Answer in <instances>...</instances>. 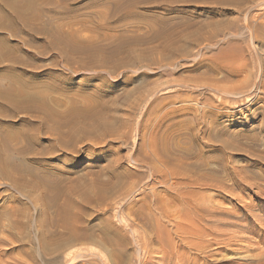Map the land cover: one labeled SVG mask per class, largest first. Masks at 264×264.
<instances>
[{"label": "rangeland", "instance_id": "374dc122", "mask_svg": "<svg viewBox=\"0 0 264 264\" xmlns=\"http://www.w3.org/2000/svg\"><path fill=\"white\" fill-rule=\"evenodd\" d=\"M26 1L0 0V95L90 119L57 142L41 128L25 169L0 163V264H264V0H78L100 39L68 57L30 36L46 13L9 8Z\"/></svg>", "mask_w": 264, "mask_h": 264}, {"label": "bare ground", "instance_id": "6f19581e", "mask_svg": "<svg viewBox=\"0 0 264 264\" xmlns=\"http://www.w3.org/2000/svg\"><path fill=\"white\" fill-rule=\"evenodd\" d=\"M64 1L68 2V8L63 4ZM82 1H78V0H27L25 4H21V7H17V6H9L10 9H13L14 11H18L19 8L23 9V7L28 8L30 11H32L34 14L33 18L31 19L32 22H37L42 20L44 17H42L44 15V13H46L47 15L45 23H44V27L42 26L41 28H46L49 29V31H35L33 28H30V36L33 37L34 39H37L38 36L42 37V41L47 42V44H51V46L56 47L57 45H60L63 43V46L61 49H59V54L60 55H64L66 57H68L69 55L73 54V53H77V52H81V50H84V52L91 50L93 47V42L94 41H98L100 38L97 36L94 37H87V36H83L81 33V28H76L78 25H80L83 28H89L88 24H89V20L88 19H76L74 21L71 20V11H75V10H79V4ZM39 5V9L40 10H35V7ZM86 7V6H83ZM120 8V6H117ZM25 8V9H26ZM116 9V8H115ZM114 9V10H115ZM63 10V11H62ZM115 12V11H114ZM122 13L118 12V10L111 16V19H113L114 21L116 19L120 18V15ZM117 17V18H116ZM77 24V25H75ZM106 23L100 25H96L95 28H92L91 31H96L99 32L101 31L102 27L105 26ZM77 29V30H76ZM108 38L103 39L102 41L108 42L107 41ZM99 43V41H98ZM84 48V49H82ZM94 49V48H93ZM94 52V51H93ZM87 54V52H86ZM242 69V68H241ZM243 70V69H242ZM48 78V77H47ZM38 81V80H37ZM40 82V81H38ZM72 82V81H71ZM35 83V82H34ZM38 84V83H36ZM33 85V84H32ZM37 86V85H36ZM48 86V85H47ZM35 87V86H33ZM59 89V88H58ZM1 92V91H0ZM36 94V93H34ZM9 95L5 94V95H0V108H2L4 106L7 107V111L5 115H0V122L4 123L2 124L7 130H9L10 132L7 133L4 137L2 136V138L0 139V154L2 158L0 160V163L2 164V167H8L9 170L10 168H15L17 170H21V168H23L26 165V162H31L29 160V158L27 159L26 157L28 155H31L34 153V150H36V147H41L43 144L42 138H41V131L44 127L48 126L49 131L52 133V137L50 138L52 140V138L54 137L55 139H53L54 141H56V138L58 137V140H60L59 136L61 135V132H63V130H61V128L63 127H69L72 126V128H75L78 126V124L81 122V118H85V119H90L87 118V116L84 115V112L81 114H78V112L76 111V113L78 114H73L75 112L76 109H73L74 112H72V114H70L69 116L65 117H60L58 116L59 114H62L60 112L58 115L57 113L55 114L56 111H54L51 107L50 101L49 99L44 95H40L39 97L37 95H26V96H20L18 98L16 97H10L8 98ZM48 99V100H47ZM52 100V99H51ZM49 102V103H48ZM54 103V102H53ZM56 103V102H55ZM54 103V104H55ZM71 108V107H70ZM71 110V109H70ZM71 112V111H70ZM87 112V111H85ZM68 113V112H67ZM64 116V115H63ZM90 116V115H89ZM90 117H92L93 119L95 118V115H91ZM4 119V120H3ZM16 121L15 123H13V121ZM163 125V124H162ZM50 127V128H49ZM42 128V129H41ZM47 129V130H48ZM46 130V128H45ZM44 132V131H43ZM72 132V130L70 131ZM50 133V134H51ZM44 135V134H43ZM49 135V133H48ZM47 135V137H48ZM51 135H49L50 137ZM57 136V137H56ZM46 140V139H44ZM52 140V141H53ZM57 140V141H58ZM50 140L48 139V142ZM53 141V142H54ZM56 141V142H57ZM60 142V141H59ZM158 142V141H157ZM167 144V143H166ZM59 145V144H58ZM160 145V144H159ZM49 146V145H47ZM168 146V145H167ZM156 147V146H155ZM43 148V147H42ZM152 148V146H151ZM164 148V147H163ZM170 148V147H169ZM50 150V149H49ZM170 150V149H169ZM153 151V150H152ZM171 151V150H170ZM44 152V151H43ZM171 153V152H170ZM174 153V152H173ZM35 154V153H34ZM162 154V153H161ZM165 154V153H164ZM5 155V156H4ZM36 155V154H35ZM166 155V154H165ZM163 155V157L165 156ZM168 155V153H167ZM151 156V155H150ZM156 156V155H155ZM31 157V156H30ZM33 157V156H32ZM39 158V157H38ZM169 158V157H168ZM37 159V158H36ZM171 160V159H170ZM33 162H36L35 158L34 160H32ZM165 161V160H164ZM32 163V162H31ZM171 163V162H169ZM0 164V165H1ZM167 165V164H166ZM179 166V165H178ZM194 167V166H193ZM165 168V167H164ZM197 168V167H196ZM25 169V168H23ZM22 169V170H23ZM166 169V168H165ZM166 172V171H165ZM16 173V171H15ZM19 173V172H18ZM176 173V172H174ZM174 173H165V177L166 179L168 178H172L174 180ZM21 174V173H20ZM19 174V175H20ZM15 176V174H13ZM22 175V174H21ZM4 176H6V178H9L11 175L10 173H5ZM23 176V175H22ZM156 177V175L154 173H152V178ZM177 176V175H176ZM185 176V175H184ZM163 179V178H162ZM165 179V178H164ZM165 179V180H166ZM177 179V178H175ZM162 181V180H161ZM164 181V180H163ZM167 181V180H166ZM176 183H178L177 181L173 182L172 184L175 186ZM171 185V184H170ZM178 185V184H177ZM183 185V184H182ZM179 187L181 186V182L178 185ZM189 186V185H187ZM176 187V186H175ZM181 189V187H180ZM179 189V190H180ZM155 190V189H154ZM178 190V189H176ZM175 190V191H176ZM178 190V191H179ZM155 193V192H154ZM180 193V192H179ZM177 192V194H179ZM183 193V192H182ZM159 195V194H158ZM186 196V195H185ZM190 196V194H189ZM184 197V196H183ZM154 198V196H153ZM152 198V199H153ZM156 198V197H155ZM186 198V197H185ZM191 198V197H190ZM176 199V198H175ZM192 199V198H191ZM186 200V199H185ZM158 201V200H156ZM168 201V200H167ZM171 201V200H170ZM177 201V200H176ZM160 202V201H159ZM197 202V201H196ZM167 203V202H166ZM176 203V202H175ZM190 204V203H189ZM191 205V204H190ZM189 206V205H188ZM150 208V207H149ZM161 208V207H159ZM163 208V207H162ZM191 208V207H190ZM193 208H196V206L193 205ZM68 208L65 206H61L57 209V220H61V218H63V216L66 214V211H70L68 210ZM199 209V208H198ZM150 210V209H149ZM160 210V209H159ZM158 210V211H159ZM196 210V209H195ZM194 210V211H195ZM164 212V209L162 210ZM197 211V210H196ZM79 212V211H78ZM187 212V211H186ZM80 213V212H79ZM167 213V212H166ZM165 213V214H166ZM6 214V213H5ZM69 214V213H68ZM81 214V213H80ZM162 214V213H160ZM193 214V213H192ZM78 215V214H77ZM190 215V214H188ZM69 216V215H68ZM65 215V217H68ZM81 216V215H78ZM167 216V214L165 215ZM64 217V218H65ZM171 217V216H170ZM63 218V219H64ZM168 218V216H167ZM198 218V217H197ZM196 218V219H197ZM123 219V218H122ZM165 219V217H164ZM189 220H191L188 217ZM193 219V218H192ZM128 220V219H127ZM126 220V221H127ZM159 220V219H158ZM66 221V220H65ZM163 221V220H162ZM169 221V220H168ZM182 220L180 219V222ZM184 222L186 220H183ZM182 221V223H183ZM123 222V221H122ZM170 222V221H169ZM179 222V223H180ZM187 222V221H186ZM185 222V223H186ZM195 222V221H194ZM192 222V223H194ZM67 223V222H66ZM127 223V222H126ZM178 224L177 225V231L181 230V233L183 231V229H187L184 233H186L185 235H187L189 233H192V231H188V229L191 227L190 225L192 224L190 221V225L188 226L186 224V226L184 224ZM108 224V223H106ZM162 224V223H161ZM176 224V223H175ZM189 224V223H188ZM197 224V223H196ZM195 224V225H196ZM69 225V223H68ZM194 225V224H193ZM192 225V226H193ZM107 226V225H106ZM109 226V225H108ZM125 226V225H124ZM128 226V225H127ZM132 226V225H131ZM130 226V228H131ZM164 226V225H163ZM186 228H185V227ZM129 227V226H128ZM195 227V226H193ZM192 227V228H193ZM110 229H112L109 226ZM129 228V229H130ZM196 228V227H195ZM199 228V227H198ZM108 229V228H106ZM109 229V230H110ZM162 229V228H161ZM160 229V230H161ZM197 229V228H196ZM208 229V228H207ZM3 230V229H2ZM108 230V231H109ZM123 230V229H122ZM137 229L132 228V232L134 234H137ZM150 230V229H148ZM159 230V229H158ZM157 230V231H158ZM171 230V229H170ZM120 231L121 229H117V230H113V237L117 240V242H120L122 245H126V248L128 247L127 245H130L128 243H130L129 240L126 239V236H120ZM155 231V230H154ZM200 231V230H199ZM209 231V230H208ZM81 232V231H80ZM104 232V230H103ZM102 232V234H103ZM111 232V231H110ZM174 232V231H173ZM176 232V230H175ZM197 232V230L195 231ZM75 233V232H74ZM74 233L72 232V235H74ZM78 233V232H77ZM105 233L107 234V232L105 231ZM153 233V232H152ZM212 233V232H211ZM79 237H83L84 239H87L91 242H96V237L95 235H93L91 232H89L88 230L81 234L78 233ZM110 234V233H109ZM162 234V233H161ZM178 234V233H177ZM71 235V236H72ZM104 235V234H103ZM123 235V234H122ZM131 235V234H130ZM140 235V234H139ZM158 235V233H157ZM175 235V234H174ZM183 235V234H182ZM195 234L193 233V236ZM111 236V234H110ZM184 236V235H183ZM189 236V235H187ZM112 237V238H113ZM139 238V236H137ZM136 237V238H137ZM149 237V236H148ZM171 237V236H170ZM169 237V239H170ZM192 237V235H191ZM111 238V237H110ZM109 238V240H110ZM113 238V239H114ZM133 238V237H132ZM134 238V239H136ZM137 238V246L140 244L139 239ZM172 238V237H171ZM193 238V237H192ZM198 238V237H196ZM80 239V238H79ZM83 239V240H84ZM105 239V238H104ZM107 239V238H106ZM112 239V240H113ZM133 239V240H134ZM146 239V238H145ZM157 239V237L155 238ZM154 239V240H155ZM182 239V238H180ZM82 241V238L80 239ZM108 240V239H107ZM111 240V241H112ZM144 240V239H143ZM142 240V241H143ZM153 240V239H152ZM183 240V239H182ZM189 241V239H187ZM186 240V241H187ZM217 240V239H216ZM75 239H69L66 244H64L61 248H67V247H71L74 244ZM157 241V240H156ZM171 241V240H169ZM185 241V242H186ZM200 241V240H199ZM215 241V240H214ZM115 242V240L113 241ZM218 242V241H217ZM142 243V242H141ZM147 243V242H146ZM157 243H159L157 241ZM187 243V242H186ZM155 244V243H154ZM183 244V243H182ZM181 244V245H182ZM190 243H188L189 246ZM209 244V243H208ZM213 244V243H212ZM157 245V244H156ZM170 245V243H169ZM195 245V244H194ZM197 245V243H196ZM214 245V244H213ZM141 246V244H140ZM143 246V245H142ZM141 246V247H142ZM152 246V245H151ZM176 246V245H174ZM179 246V245H178ZM211 246V245H210ZM124 247V246H123ZM180 247V246H179ZM183 247V246H182ZM198 247V245L196 246V248ZM129 248V247H128ZM127 248V249H128ZM145 248V247H144ZM167 248V247H166ZM173 248V247H172ZM176 248V247H175ZM187 248V247H186ZM199 248V247H198ZM135 249V248H134ZM140 249V248H139ZM138 249V250H139ZM163 249V248H162ZM161 249V250H162ZM178 249V248H177ZM182 249V248H181ZM184 249V248H183ZM189 249L190 246H189ZM206 249V248H204ZM141 250V249H140ZM143 250V249H142ZM153 250V249H152ZM156 250V248H155ZM167 250V249H166ZM198 250V249H197ZM117 251V250H116ZM122 251V250H121ZM136 251V250H135ZM159 251V250H158ZM176 251V250H175ZM178 251V250H177ZM181 251V250H180ZM115 252V250H114ZM164 252V251H162ZM167 253V251H165ZM171 253V252H170ZM167 253V254H170ZM199 253V252H198ZM96 254V253H95ZM98 254V253H97ZM181 254V253H180ZM126 255V254H125ZM129 256V255H128ZM94 257V256H93ZM98 257V256H96ZM121 257H124L123 254L121 253ZM143 257V256H142ZM120 258V257H119ZM167 258V257H166ZM203 258V257H202ZM100 259V258H99ZM102 259V258H101ZM126 259V258H125ZM124 259V260H125ZM169 259V258H168ZM130 260V259H129ZM128 262V260H126ZM125 261V262H126ZM135 261V260H134ZM174 261V260H173ZM53 262V261H52ZM120 262V261H119ZM123 262V261H122ZM130 262V261H129ZM128 262V263H129ZM133 262V261H132ZM163 262V261H162ZM171 262V261H170ZM121 263V262H120ZM119 263V264H120ZM135 263V262H134ZM169 263V262H168ZM188 263V261H187ZM52 264V263H51ZM123 264V263H121ZM191 264V263H190ZM197 264V263H196Z\"/></svg>", "mask_w": 264, "mask_h": 264}]
</instances>
